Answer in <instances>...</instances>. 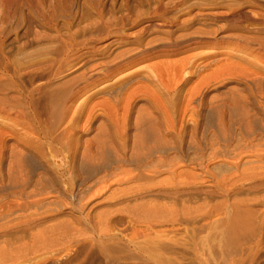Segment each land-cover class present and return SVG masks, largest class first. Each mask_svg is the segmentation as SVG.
<instances>
[{"label": "rangeland", "instance_id": "obj_1", "mask_svg": "<svg viewBox=\"0 0 264 264\" xmlns=\"http://www.w3.org/2000/svg\"><path fill=\"white\" fill-rule=\"evenodd\" d=\"M200 18H207L206 26L234 36L238 28L251 29L254 20L264 19V0H0V205L15 200L6 181L15 96L23 106L42 113L47 85L66 59L72 60L71 68L62 75L71 77L86 60L84 54L115 53L137 38L161 35ZM146 24L161 27L142 31ZM239 47L227 39L219 45L221 53L206 61L202 55L211 47L167 53L130 69L160 60L178 61L188 54L198 55L197 63L206 62L210 68L215 59L226 62L218 82H209L187 102L178 96L173 113L177 130L172 137L185 141L193 134L204 152L209 150L206 141L216 133L210 118L216 103L222 104L230 123L228 142L216 143L220 158L184 164L189 175L207 178L188 181L196 212L187 224L150 228L113 201L97 209L104 212L87 216L86 210H78L85 201L64 194L62 185L54 183V173L36 156L31 160L33 175L46 171L53 184L28 211L13 208L0 215V257L8 253L6 242L24 236L20 243L28 244L25 257L0 259V264H264V63L241 54ZM190 79L195 82L197 75ZM178 88L183 92L181 83ZM96 100L99 95L92 96L91 101ZM148 105L145 98H137L131 116ZM245 111L252 121L249 126L242 120ZM21 137L23 145L33 141L24 133ZM70 172L77 182L86 176L80 170ZM198 205L205 207L198 210ZM234 215L239 223L231 238L222 223ZM24 219L30 227L22 232ZM149 238L158 250L146 252L153 249Z\"/></svg>", "mask_w": 264, "mask_h": 264}, {"label": "bare ground", "instance_id": "obj_2", "mask_svg": "<svg viewBox=\"0 0 264 264\" xmlns=\"http://www.w3.org/2000/svg\"><path fill=\"white\" fill-rule=\"evenodd\" d=\"M206 19L161 31V35L147 39L137 38L115 53L84 54L86 60L81 61L76 74L71 77L62 75L71 68L72 60L66 59L47 85L42 113L29 105L23 106L15 96L14 142L6 169V181L15 200L12 205H0V215L13 208L26 212L31 204L44 199L36 197L46 194L53 181L46 171L33 175L31 160L37 156L54 173V183L62 185L64 194L79 202L85 201L78 210H86L87 216L104 212L97 209L113 201L112 205H121L132 218L150 228L162 224H187L196 212L189 197L188 186L192 182L188 181L207 178L189 175L184 164L195 162L200 165L220 158L221 151L216 143L228 142L230 123L223 114L222 104L216 103L210 117L215 120L216 133L214 138L206 141L209 150L204 152L201 140L193 134L185 141L181 137L179 140L172 137L177 130L173 113L178 96L187 102L202 87H208L209 82H218L226 62L215 59L212 61L214 67L210 68L206 62L197 63L198 55L188 54L178 61L160 60L141 66L142 69H130L167 53L173 55L180 50L211 47L202 55L206 61L221 53L219 45L227 39L240 44L241 54L264 63V19L254 20L255 27L251 29L238 28L234 36L206 26ZM156 27L146 24L142 31L152 29L156 32L159 30ZM242 61L250 64L247 60ZM207 67L209 72L199 75ZM193 75H197V79L192 83ZM180 83L183 92L179 91ZM94 95H99V100L91 101ZM139 97L145 98L149 105L138 108L131 116V104ZM242 120L245 126L252 122L246 111ZM130 128L132 132H129ZM23 133L33 139L30 144L25 140L31 150L26 143H21ZM90 133L92 135L84 136ZM71 170H80L86 176L77 182V176ZM208 178L217 179L214 176ZM204 207L196 206L198 210ZM238 223L239 218L235 215L222 223L227 237H234ZM23 224L22 232H25L30 227L29 221L24 219ZM23 237L12 243L6 242L8 253L0 259L11 260L18 254L25 257L28 244L20 243ZM149 239L153 249L146 252L157 248L153 238ZM16 243L20 244L13 247Z\"/></svg>", "mask_w": 264, "mask_h": 264}]
</instances>
